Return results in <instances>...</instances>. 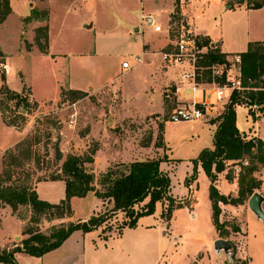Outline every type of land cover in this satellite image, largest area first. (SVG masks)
I'll return each mask as SVG.
<instances>
[{
  "label": "rangeland",
  "instance_id": "374dc122",
  "mask_svg": "<svg viewBox=\"0 0 264 264\" xmlns=\"http://www.w3.org/2000/svg\"><path fill=\"white\" fill-rule=\"evenodd\" d=\"M139 1L91 0L88 6L78 8L79 6L76 5L80 2L78 0H36V6L32 11L47 13L46 18L42 16L38 18L40 21L46 22L50 11L49 25L55 38L54 52L70 56L69 59L61 57L60 59L63 60L56 63L48 61L44 65L39 60V56L30 53L37 50L36 45L40 48L38 44L44 43L43 31L36 29V36L32 37L30 22L33 20L22 19L30 13L27 0H11L13 11L10 18L7 16V21L6 19L0 21V26L6 21L3 27H0V63L6 61V55L13 56V62L24 72H28V77L32 76L33 81L36 82L33 85L38 99L43 95L50 98L41 103L32 100L31 89L26 83H23L20 91L10 89L6 81L0 85V113L6 123L16 126L25 134L17 146L4 152V168L0 176H3L4 185L34 188L37 182L61 180L62 164L69 155L86 156L89 152H93L94 161L87 162L85 166L87 169L92 168L96 175V189H102L99 182L102 174L108 169L102 171V165L107 160L111 161L110 166H113L134 160L156 158L164 163L163 171L169 175L170 187L173 188V193L169 192V197H172L176 203L185 202L190 205L194 200L191 199L192 194H181L186 191L185 186L188 182H193V189L199 188L201 200L196 209L197 219L192 220L187 209L175 214L173 226L183 237L181 243L175 245L170 232L165 237L161 234L158 237V231L155 229L158 224H163L164 215H160V221L158 215L161 203L158 204L154 214L140 217L135 227H126L119 234L118 230L125 220V214L112 212L113 204L108 199L103 200V207L100 203V207L96 210L95 192L71 201L74 212L72 217H56L50 220L48 218L51 214H42L39 223H32L34 213L30 206H19L14 211L11 206L0 202V251L12 249L20 244L28 236L25 231L30 226L48 234L54 225L76 222L84 217L104 216L106 220L101 226L102 236L109 237L100 238L97 229L87 234L86 240L94 238L105 241L101 252L110 254L111 258L107 256L105 259L110 260L111 264H158L155 261L159 245L160 249H167V255L160 257V260L162 258L160 264H227L229 261V255L223 250L220 254L204 250L200 256L192 260L194 243L190 240V236L198 232L207 236L212 234L210 209L206 208V188L209 186V181L201 167L197 168V174L194 175L193 160L203 148L207 147L206 145H212L213 126L205 120L181 123L169 120L173 108L179 104L175 99V91H171L172 87L165 83L158 97L157 86H147L148 80L151 76L155 78L159 70L163 74L168 71L161 66L159 54H153L150 59L153 63L152 67L156 69H146L139 73L137 69L144 66L140 65L131 72L124 73L120 67L114 72L110 70L115 58L94 52L95 41L113 38L115 33L123 32V36L119 37L120 41L130 45L129 49L140 47L142 38L152 40L157 36L153 28L146 27L144 33L134 35L135 38L129 37L130 24L140 17L139 14L137 16L138 11L136 13V10L140 9ZM144 2L148 7L156 6L152 0H144ZM68 6L73 10L71 11ZM173 16L174 20H178L179 15ZM88 19L94 21V26L86 31L81 24ZM20 20H22L21 25ZM157 21L160 24V21ZM182 29L180 21L179 25L172 24L171 37H179ZM130 31L135 33L133 29ZM146 47H150L156 53L160 51V43ZM80 53L84 56L78 57ZM125 59L126 56L120 57L119 64ZM173 71L169 70V72ZM35 76L38 82L43 76L42 82L45 84L43 87L38 85ZM208 78L209 75L206 74L203 78L204 83H207ZM20 79L25 82L23 72L20 74ZM67 84L83 88L70 89ZM6 88L9 92H6ZM12 93L18 94V97L12 99ZM158 103H160V111H157ZM244 104L249 108L240 106L237 109L241 127L250 129L260 125L264 132L263 115L259 123L258 119L256 123L253 122L254 116L261 115L264 104L258 109L252 108L251 104ZM224 110L225 108L222 113ZM219 116L210 122L218 126ZM58 138H61L60 147L64 154L60 162L56 161L53 148ZM202 146L204 147L200 148ZM95 157L98 159L97 166ZM229 168L235 170L236 177L233 181H229L226 176ZM6 171L11 177L4 176ZM238 171L239 166L230 165L218 174L215 185L222 196L226 197L231 191H234V197L238 196ZM147 201L148 198L136 208L142 207ZM161 202L162 213H165L172 203L168 199ZM247 205L248 198L237 203L227 199L219 202L222 233L230 240L231 236H235L233 226H238L240 230L243 227L244 234L239 236L238 241L243 253L249 257L247 264H264V221H259L261 222L259 224L253 221L252 213L248 209L245 210ZM218 233L220 234V231ZM79 234L77 233L76 236ZM188 238L189 240L186 241ZM82 241L83 239L80 238V242ZM231 242L234 244L233 241ZM145 250L148 255L143 259ZM234 258L236 259L235 255L233 260ZM20 262L30 263L23 257ZM242 262L244 264L246 261L242 260Z\"/></svg>",
  "mask_w": 264,
  "mask_h": 264
},
{
  "label": "crops",
  "instance_id": "0c3cea01",
  "mask_svg": "<svg viewBox=\"0 0 264 264\" xmlns=\"http://www.w3.org/2000/svg\"><path fill=\"white\" fill-rule=\"evenodd\" d=\"M9 1H10V7H11V12H10L11 14L13 11V8H12L11 0ZM78 1H80L78 4H76L77 6H79L78 8H83L85 6H88L91 0H78ZM152 1L156 5L154 8L148 7L146 3L144 2V0L139 1L140 9H137L136 13L138 11L137 16L139 14L140 17L136 16L137 18L132 21V23L130 24L131 29L128 30V34L130 38H135L140 33H144V28L146 27L153 28V26L150 25V21H149V16L151 15L155 17L156 20H159L163 26V30L160 31V35H159V32H156L153 28V31L157 33V36L155 38H153L152 40H146L145 38H142V44L140 47L137 48L136 46L130 49H129L130 45H127L120 41L119 37L123 36V32L115 33L113 38H110L104 41L97 40L94 42L95 54L107 55L109 57H112V59L115 58V61L113 60L112 67L110 68L111 71L114 72L120 67V64H119L120 57L126 56V59H129V58H132V56L136 54H140L142 52L146 53V56H145L146 62L142 64L144 66L139 67L137 71H140L139 73H142L146 69H150V70L156 69L152 67L153 63L150 62L151 61L150 59H152L151 57L153 56V54H158V52L156 53L152 51L150 47H146V46L147 45L155 46L158 43H160V50L169 49L179 40L183 32L188 33L190 36H193V37L200 36V37L209 38L210 43L211 45H213V47L218 48L222 53L230 57L236 54H241L242 52H245L250 42L264 41V0H263V5L260 8H250L248 6V0H244L243 3L235 2L234 0H152ZM27 5L29 6L30 13H27L26 16L22 17V19L31 15L32 8L36 6V0H27ZM51 8H52V5H51ZM71 8L69 9L71 10ZM10 14L8 15V18H10L9 17ZM175 14L179 15L178 20L177 19L174 20L173 15ZM49 16H50V11L48 14V20L46 22L40 21L38 18H33L31 19L33 21L30 22L32 24L30 28L31 36L32 37L34 36V38L36 36L37 28L42 27L43 25L48 27L47 52H42L37 45H36L37 50L35 49L34 51L30 52L31 54L39 56V60L42 63H44V65H46L48 61H50V63L52 62L56 63L60 60H63V59H60L61 57L70 58V56H67L66 54L62 55V54H58L54 52L55 38H54V35L49 25ZM8 18L6 19V21L8 20ZM6 21L0 27H3ZM179 21L182 24L183 29L180 32L179 37L172 38L170 34V27L172 26V24L179 25ZM21 23H22V20H20V25ZM86 25H89V26L87 27ZM93 26H94V21H91L90 19L82 21V24H81V27L86 31L91 30ZM132 29L135 31V33H132V31H130ZM77 56L83 57L84 54L80 53ZM5 57H6V61L2 63L7 64L9 68V73L7 74L5 73V71L0 69V85L6 81L10 89L20 91L22 89L23 83H26L31 89L32 100L38 103H41L45 99L50 98L47 95H43L41 98L38 99L36 95V91L34 89L35 85H33V84H36V82L33 81L32 76L28 77L29 75L28 72H24L20 66H18L15 62H13L14 61L13 56L6 55ZM15 57L16 56H14V58ZM17 57H20V56H17ZM161 66H163L162 63H161ZM169 70H174V71L169 72ZM21 72H23L24 74L25 82L21 81L20 79ZM181 73H182V70L179 68L168 69V71H166L164 74L160 73V70H159L155 78L151 76V78L147 82V86L156 85L157 86V96L160 97V89L162 88V86L165 83L169 84L172 87L171 91L173 92L175 91V94H174L175 99L179 104L183 102H187V101H193V100L201 101L205 95V92L204 91L202 92L200 90H198L197 92H194L191 89L185 87L182 83ZM43 74H45L44 70H43ZM42 77L43 76H41V79H39V82H38L35 76V79L37 80L38 85L41 87L45 85L42 82L43 81ZM206 86L209 87V84ZM69 88L80 90L83 87H77V86L70 85ZM177 88H178V91H176ZM158 105H159V108L157 109V111H160V103H158ZM225 105L226 104L219 105L214 111L211 112V115L209 117H207L206 119H203L207 123H210L209 125L213 126L212 127L213 131H211V135L213 132V143L211 146L206 145L207 147L205 148L214 147V133L217 129V126L211 123L210 121L214 118H217V116H219L222 113L223 109L225 108ZM240 106H243V107L245 106V108H249V107L245 104H239L236 106L237 126L239 130L241 131V133L247 138L256 137V138H261L264 140V132L261 130L260 125H258L257 128L253 126L250 129H243L241 127L239 123V119H238V113H237V109ZM250 114L254 116L252 112H250ZM262 115L264 116V110L261 111V115L254 116L253 122L256 123L258 119V123H259L260 118H262ZM24 135L25 134L21 129L17 128L14 125H9L8 123H6L2 114L0 113V173L3 171V168H4V159H5L4 152L10 148H14L15 146H17L25 137ZM203 147L204 146L200 148H203ZM97 161L98 159L95 157L96 166H97ZM122 161H125V160H122ZM110 162L111 161L107 160V162L104 165H102L103 167V169L101 168L102 171H105L106 168L110 166ZM163 164L164 163L161 162L160 167L162 170H164ZM198 167L202 168L201 164H199ZM256 175L262 179V185L260 189H258V192L264 195V170L256 172ZM207 179L209 181V186H207L206 188V193H207L206 208L208 207V209H210L209 210L210 223H211L210 230L212 231V234L210 236H207L206 234L198 232L190 236L191 237L190 240L194 243L192 260L200 256L204 250L207 252H215L216 254H220L222 252V251L216 252L214 249L215 240L220 238L221 236L218 233V230L216 229L213 223L212 201L209 196V187H210L211 181L209 180L208 176H207ZM197 182H198V175H197ZM185 187H186L185 188L186 191L184 190V192L181 194H186V195L192 194L191 199H194L192 203L190 205L185 204L183 207L175 209L172 213L170 220H165L164 218L163 219L161 218L163 221V224L162 225L158 224L157 227H155V229H157L158 231V237H160V234L163 237H165L170 232L172 236V241L173 243H175V245H179L181 243L180 240H183L182 235L178 233L175 227L173 226V223L175 222V214H177L179 211L181 212L187 209L189 214L192 217V220L195 221L198 216V212L196 211V209H198L199 202L201 200L199 188L193 189L194 188L193 182H189V184H187ZM34 188L40 194V198L45 199L52 203H58L60 200L65 198V182L62 180L45 181L44 183L37 182ZM231 192H233L234 194V191H231ZM231 192H229V194ZM170 193H173V188L171 187H170ZM76 198L78 197H73L71 201L75 200ZM96 201H97L96 210H98V208L100 207V203L102 204V207H103L104 201L97 197H96ZM160 203H161V207L158 212L159 221H160V215H162V210H163L162 205L163 204L162 202H158L156 205V210H157V206ZM263 208H264V204H263ZM247 209L249 212L252 213L253 221H255L257 224L261 223L259 221H263L259 219L252 212V210L249 208V205H247V208L245 210ZM5 211H7V209ZM0 213H1V209H0ZM85 219H88V218L84 217L81 220H85ZM98 230H99L98 236L100 238H104V236H102L103 228L100 226ZM93 231L94 230L84 233L81 230H77L74 233H72L70 237L66 239V241H64V243L60 247L42 256H39V257L25 253V252H17L15 254L16 260L19 264H22L20 262V259H22V257L24 259L26 258L28 262H30L29 264H111L110 260L107 261L105 259L110 254L107 252H104V253L101 252V249L103 248V244H105V241H101V240L98 241L97 239H94V238H88L86 240V235L92 233ZM213 231H214V234H213ZM77 233H80L79 236H76ZM242 234H244L243 227H241L240 231L234 233L235 236L230 237V241H233L237 247L235 251V257L237 259L245 260L247 264L249 257H247L243 253V250L240 246V242L238 241L239 236H241ZM80 238L83 239L82 242H80ZM222 238H229V237H222ZM188 240L189 238L186 239V241ZM2 248L4 247L2 246ZM25 254H27V256H25ZM156 254H157L156 255L157 259L155 262L160 264V262L162 261V258L160 260V257L161 256L164 257L167 255V249H164V248L160 249V245H159V248L157 249ZM147 255H148V252L147 250H145L143 254V259H145ZM110 258L111 256H109V259ZM228 260L230 261L232 259H230L229 257ZM0 264H8V263L0 262Z\"/></svg>",
  "mask_w": 264,
  "mask_h": 264
},
{
  "label": "trees",
  "instance_id": "16d2710c",
  "mask_svg": "<svg viewBox=\"0 0 264 264\" xmlns=\"http://www.w3.org/2000/svg\"><path fill=\"white\" fill-rule=\"evenodd\" d=\"M263 0H248L250 8H260ZM11 7L9 0H0V21L6 19L10 14ZM40 16L46 18L47 13L33 10L31 15L25 20L29 21ZM44 33V43H39L42 52H47L48 46V27L37 28ZM200 45H209L210 39L207 37H195ZM242 72L243 83L247 87L245 90L234 91L230 101L225 106L224 112L219 116V124L214 133V147L204 148L194 162V175L197 174L198 165L201 164L208 178L211 180L209 196L212 201L213 223L220 236H223L220 223L219 202L229 200L234 203L242 202L245 198H250L253 193L258 191L262 185V179L256 172L264 170V140L261 138L244 136L237 126L236 106L239 104H264V89L261 77L264 75V41L250 42L245 52H242ZM227 55L218 48L209 46L204 63L211 65L215 62H225ZM6 92L9 90L6 88ZM18 94L12 93L11 98H17ZM164 138V137H163ZM162 146V145H158ZM93 152L86 156L69 155L62 164L63 175L60 177L65 182V198L59 203H52L40 198L35 188L30 186L17 187L4 185L3 176H0V202L11 206L15 211L19 206H30L34 216L32 223H39L42 214H51L50 218L72 217L74 212L71 206L73 197H85L90 192L102 199H108L113 204L112 212H123L125 220L120 226L118 233L121 234L126 227H135L140 217L154 214L156 205L163 200H170L171 206L162 213L165 220H170L175 209L184 206L185 202L176 203L169 197L171 180L169 175L164 172L160 165V159L134 160L126 164L109 166L102 174L100 185L102 189H96V175L93 169H87L85 164L93 162ZM239 166L237 174L238 196L228 198L222 196L215 185L218 174L225 171L228 166ZM123 166V167H121ZM5 173V172H4ZM235 170L228 169L227 178L233 181L236 177ZM11 177L6 171L5 175ZM189 184V182H188ZM148 198L142 207L136 208ZM186 204V203H185ZM104 216H91L85 220L69 222L53 226L47 234L40 229H33L31 226L25 231L28 236L20 244L12 249L0 251V262L8 264H19L15 254L25 252L34 256H42L60 247L72 233L81 230L84 233L98 229L105 222ZM233 231L238 232L240 228L233 226ZM105 239L108 236L104 237ZM236 245L233 244V256L235 255ZM230 260L227 264H243L242 260ZM240 261V262H239ZM246 264V262L244 263Z\"/></svg>",
  "mask_w": 264,
  "mask_h": 264
},
{
  "label": "built area",
  "instance_id": "2783aa9c",
  "mask_svg": "<svg viewBox=\"0 0 264 264\" xmlns=\"http://www.w3.org/2000/svg\"><path fill=\"white\" fill-rule=\"evenodd\" d=\"M149 20L156 32L163 30L162 24H159L155 17L150 15ZM210 45L211 43L200 45L195 37L183 32L171 48L158 52L163 67L182 70L181 79L185 87L194 92L198 90L205 92L201 101H187L174 107L169 115V120L174 123L206 119L219 105L227 104L234 91L241 92L247 88L243 83L241 55L227 56L225 62L206 65L204 61ZM145 56L146 53L142 52L123 60L120 64L121 71L131 72L144 64ZM0 69L9 73L7 64L0 63ZM206 74L209 75V80L204 83L203 78ZM261 79L264 89V75ZM208 84L209 87L206 86ZM251 106L258 109L260 104L253 103Z\"/></svg>",
  "mask_w": 264,
  "mask_h": 264
},
{
  "label": "water",
  "instance_id": "95a60500",
  "mask_svg": "<svg viewBox=\"0 0 264 264\" xmlns=\"http://www.w3.org/2000/svg\"><path fill=\"white\" fill-rule=\"evenodd\" d=\"M235 2L243 3L244 0H234ZM150 21V20H149ZM87 27L89 25H86ZM61 138H58L56 142H54V152H55V159L56 161L60 162L64 156L61 147H60ZM228 198H232L234 196L233 192H231L229 195H227ZM264 195H262L260 192L256 191L253 193V195L248 199V205L249 208L252 210V212L261 220L264 221ZM214 249L216 252L225 251L230 259H232L233 256V243L226 238H218L214 242Z\"/></svg>",
  "mask_w": 264,
  "mask_h": 264
}]
</instances>
